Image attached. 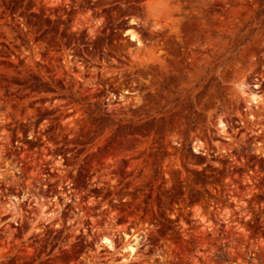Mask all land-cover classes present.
<instances>
[{
    "label": "rangeland",
    "instance_id": "obj_1",
    "mask_svg": "<svg viewBox=\"0 0 264 264\" xmlns=\"http://www.w3.org/2000/svg\"><path fill=\"white\" fill-rule=\"evenodd\" d=\"M0 264H264V0H0Z\"/></svg>",
    "mask_w": 264,
    "mask_h": 264
},
{
    "label": "bare ground",
    "instance_id": "obj_2",
    "mask_svg": "<svg viewBox=\"0 0 264 264\" xmlns=\"http://www.w3.org/2000/svg\"><path fill=\"white\" fill-rule=\"evenodd\" d=\"M131 39L132 40H134V38L133 37H131ZM128 250H129V252L132 254V253H134V251H135V248L133 247V246H131V245H128Z\"/></svg>",
    "mask_w": 264,
    "mask_h": 264
},
{
    "label": "snow or ice",
    "instance_id": "obj_3",
    "mask_svg": "<svg viewBox=\"0 0 264 264\" xmlns=\"http://www.w3.org/2000/svg\"><path fill=\"white\" fill-rule=\"evenodd\" d=\"M104 243H105V244H109V241L105 240Z\"/></svg>",
    "mask_w": 264,
    "mask_h": 264
}]
</instances>
